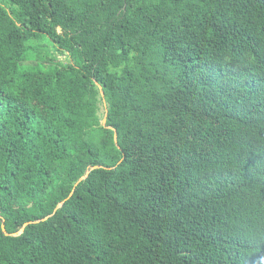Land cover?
<instances>
[{
	"label": "trees",
	"instance_id": "16d2710c",
	"mask_svg": "<svg viewBox=\"0 0 264 264\" xmlns=\"http://www.w3.org/2000/svg\"><path fill=\"white\" fill-rule=\"evenodd\" d=\"M0 264H264V0H0Z\"/></svg>",
	"mask_w": 264,
	"mask_h": 264
},
{
	"label": "rangeland",
	"instance_id": "374dc122",
	"mask_svg": "<svg viewBox=\"0 0 264 264\" xmlns=\"http://www.w3.org/2000/svg\"><path fill=\"white\" fill-rule=\"evenodd\" d=\"M45 44L47 45V42ZM58 58L60 61H63V62L67 61V58L65 56H59ZM105 112H106V107H105V101H104L100 107V115L103 117L105 115ZM104 120H103V123H104Z\"/></svg>",
	"mask_w": 264,
	"mask_h": 264
},
{
	"label": "water",
	"instance_id": "95a60500",
	"mask_svg": "<svg viewBox=\"0 0 264 264\" xmlns=\"http://www.w3.org/2000/svg\"><path fill=\"white\" fill-rule=\"evenodd\" d=\"M102 95L104 96V94H103V93H102ZM104 124H106V119L104 120ZM96 168H99V167H95V169H96ZM85 179H86V177H84L82 180H85ZM82 180H81V181H82ZM4 231H5V233H6V230H5V228H4ZM6 234H7V233H6Z\"/></svg>",
	"mask_w": 264,
	"mask_h": 264
}]
</instances>
